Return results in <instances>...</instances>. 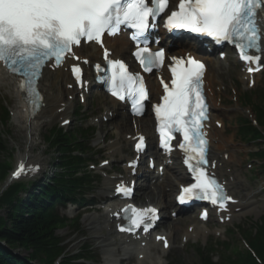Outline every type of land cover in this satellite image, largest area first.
Listing matches in <instances>:
<instances>
[{
  "label": "snow or ice",
  "instance_id": "obj_1",
  "mask_svg": "<svg viewBox=\"0 0 264 264\" xmlns=\"http://www.w3.org/2000/svg\"><path fill=\"white\" fill-rule=\"evenodd\" d=\"M167 7L168 0H0V62L24 78L21 89L36 101L39 99L36 82L48 61L54 60L58 67L67 54L79 59L72 51L74 46L81 45L82 41H95L103 46V36L114 35L120 25L143 33L150 19ZM262 7L261 0H180L178 10L171 12L165 26L169 30L184 29L208 36L217 43L233 44L244 61L258 63L260 56L249 55L248 51H261L256 15ZM135 55L145 71L163 65L165 56L163 51L153 53L146 47ZM110 63L113 96L124 99L127 93L137 103L147 98L142 78L131 75L119 61ZM204 67L191 56L186 60L173 58L171 86L162 81L165 95L163 102L155 106V113L161 147L171 151L170 141L174 133H180L183 142L179 148L185 153L184 163L195 179V184L182 190L180 201L193 197L224 208L229 198L205 169L208 160L207 141L202 132L203 121L207 119L202 95ZM72 71L80 81L81 69L74 66ZM142 144L141 137L138 150ZM23 171L22 163L17 175ZM117 190L127 192L119 187ZM124 211L132 213V227L121 231L141 227L147 231L150 221L156 217L153 208Z\"/></svg>",
  "mask_w": 264,
  "mask_h": 264
},
{
  "label": "trees",
  "instance_id": "obj_2",
  "mask_svg": "<svg viewBox=\"0 0 264 264\" xmlns=\"http://www.w3.org/2000/svg\"><path fill=\"white\" fill-rule=\"evenodd\" d=\"M259 120L264 126L263 108L259 111ZM251 132L261 138L255 130L251 129ZM47 141L61 155L60 162L65 164L68 162V166L63 165L66 170L63 174L57 173L54 178L33 184L25 191L26 199L18 196L21 189L19 186L12 188L0 199V211L7 208L5 216H0V264H29V261L51 264L52 262L55 249L54 231L60 223L53 212V206L55 202L67 198L68 193L75 188L74 180L71 179L72 171L75 169L70 166L74 160L68 153L71 146L76 143L68 142L60 132L55 131ZM6 151L7 146H4L0 136L1 179L9 170L8 165L2 160ZM1 243H4L10 251ZM12 251H20L25 256L17 257ZM249 264L256 263L251 260Z\"/></svg>",
  "mask_w": 264,
  "mask_h": 264
},
{
  "label": "bare ground",
  "instance_id": "obj_3",
  "mask_svg": "<svg viewBox=\"0 0 264 264\" xmlns=\"http://www.w3.org/2000/svg\"><path fill=\"white\" fill-rule=\"evenodd\" d=\"M174 1V0H172ZM177 2V1H176ZM108 48H110L114 52V57L117 58H127L131 51V44L126 41L123 37L121 38H115L114 40H107L106 41ZM164 45L167 46L165 43ZM85 58L88 59H99L101 56V51L98 50L94 46H89L88 48L82 47L79 51ZM211 69L209 70L220 74L221 69L223 67V63L218 61H212ZM8 84L12 88V93L14 95V103L16 104L17 112L14 115V120L17 123V126H19L22 131L26 134V144L28 151H25L24 154L19 156V163L17 165V170L12 173V175L16 176L17 172L19 171L20 165L26 161V165L29 163H32V160L34 157L32 156V150L36 143V137L38 136L40 130L42 127L51 121H53L58 115L59 110H62L64 108V113H67L70 109L74 107V103L65 102L64 98L66 95L68 96H74V91L66 90L64 87H67L68 85H72V82L69 78V74L64 73V70H58L55 72L50 71L49 69L45 70L43 74V79L41 81L40 89L44 94V107L41 109L40 113L33 117L28 112L27 107L24 104L23 97L18 92V87L14 81V79L8 77L3 70L0 69V85ZM60 87L59 95L56 97L54 89L56 87ZM112 110L113 112L117 110L118 104L115 101H112ZM140 130L142 132H145L148 134V126H147V120H141L139 121ZM120 127H123L125 129H129L126 122L122 123ZM129 143V142H128ZM121 148V143L117 142L112 146V149H114L116 152L118 149ZM214 157H222L223 154H220V152L215 151L213 152ZM166 171H169L166 169ZM127 174H129V171H127ZM185 177L181 174H176L173 176V178H167L164 180L166 184L168 185H177L180 183ZM163 182V183H164ZM231 189L234 193H237L238 191H235L234 188L236 187L235 183H231ZM240 186L241 183H238ZM146 189L145 187H142L141 190ZM149 189V187H147ZM148 191V190H147ZM164 197V192H163ZM165 198H168L167 196ZM253 203L246 204L243 206V215H246L249 208H252ZM90 230L95 233V239L99 243V248L103 250L104 256H105V263H112L117 261V251L118 248L113 249L112 247H117L118 242H114L111 239V231L108 227V217L103 218V223H90ZM106 230V233H103V231ZM201 233L200 229H196L194 234L199 235ZM173 239H174V235ZM112 248V250L110 249ZM154 257V256H152ZM142 264H149L148 262H144Z\"/></svg>",
  "mask_w": 264,
  "mask_h": 264
},
{
  "label": "rangeland",
  "instance_id": "obj_4",
  "mask_svg": "<svg viewBox=\"0 0 264 264\" xmlns=\"http://www.w3.org/2000/svg\"><path fill=\"white\" fill-rule=\"evenodd\" d=\"M214 78H215L214 76L211 78L212 82H214ZM243 90H244V88H243ZM0 96L3 97L4 99H6V105H8L9 110L14 113L16 108H15V105L13 102V98L10 95L9 89L8 88H0ZM225 98H226V96L223 97V99H225ZM227 101H229V99H227ZM229 106H231V109L227 111L228 119L230 116L237 117L239 115H241V116L244 115V110H242L238 106H233V105H229ZM85 110L87 113L86 116H89L91 114L90 106H85ZM65 117L70 118L72 121V124L68 128L71 127L70 129H72L74 126H76V127L80 126V123H78V121H79L78 118H75L74 113H72V111H70L67 115L60 117L59 119H57L56 122L52 123L51 125L44 126L40 130L38 136L36 137V143H35V146L33 147V150L31 152H32V156L34 157L33 163H40V166L42 167V171L40 172L39 176H41V174L49 168V166L52 164V162L55 163V160L58 159L56 148L49 146V144L46 141V137L49 134L48 131L53 126L60 125L62 119H64ZM97 120H98L97 118L91 119L89 122H87L85 124L91 126L93 124H96ZM113 128H114V125L107 126L104 128V131H107L109 133V132H111V130ZM231 129H232V135H229L230 138L227 139V142L232 146L233 150L239 156L238 161L236 163L238 170L243 172L242 166L244 167V165L247 163L253 164V171L251 173L252 177L255 179L253 187H256V188L263 187L264 186V172H263L264 167H262V162L261 161L260 162L251 161L248 157V153L250 151L251 152L258 151L260 145H258V146L254 145V144L250 145V146L249 145L248 146L242 145L240 142H238L235 139V135H234L235 134L234 133L235 125L234 124H231ZM99 130H100V137H98L93 143V147H95L96 144H99L98 147H95V149L98 151L100 150V148H102L104 146V144L100 143L101 142L100 140H101V137H104V135H105L102 132V129H99ZM0 131L2 133L1 138L4 141V146L5 147L7 146V151L3 154L2 160L5 162L6 161L10 162L12 164V166L14 167L15 163L19 159V156L24 154L25 151L29 150L27 148V144H26V134L24 131H22L21 128L15 126V125H11V124H10L9 130L7 128H3L0 125ZM260 149H263V144H262ZM104 152H106V150ZM91 159L98 160L99 155L94 152L91 156ZM10 173H11V171H10ZM32 178H33V174L27 173L23 176V178H21V181H23V182L29 181V180H32ZM38 179H41V177H39ZM38 179H35V180H38ZM7 181L5 183L0 181V193H1V190L4 188V186L7 184ZM261 196L263 197V195H261ZM22 198L26 199L27 197L24 195V196H22ZM6 210H7V208H5L4 210H1L0 216L4 217L6 214ZM79 212H80V210L74 211V212L71 211L70 218L78 216ZM89 216H93L95 218H100L102 216V214H89L88 216L83 218V220L81 221V225L76 230L69 228V229L59 231L58 234H60L61 236L69 237L68 242L72 243L70 248H72L73 250H76L82 244H84L85 242H88V244L93 247V250L95 251L96 255L97 254L99 255L101 253V250L100 251L95 250L97 245L90 242L91 237L86 233L87 226L84 224V221ZM80 233H83L84 235H86L84 239H79L78 236ZM236 245L243 248V246L241 245L240 242H238ZM179 264H198V259H197L196 253L190 252L188 254V256L186 258H184V260L180 261Z\"/></svg>",
  "mask_w": 264,
  "mask_h": 264
}]
</instances>
